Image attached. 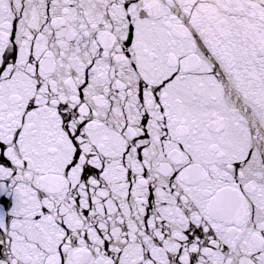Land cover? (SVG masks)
Instances as JSON below:
<instances>
[{
    "label": "snow or ice",
    "instance_id": "1",
    "mask_svg": "<svg viewBox=\"0 0 264 264\" xmlns=\"http://www.w3.org/2000/svg\"><path fill=\"white\" fill-rule=\"evenodd\" d=\"M0 264H264V0H0Z\"/></svg>",
    "mask_w": 264,
    "mask_h": 264
}]
</instances>
